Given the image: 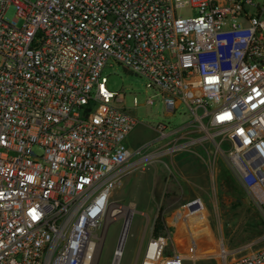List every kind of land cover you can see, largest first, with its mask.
<instances>
[{
	"label": "built area",
	"instance_id": "built-area-1",
	"mask_svg": "<svg viewBox=\"0 0 264 264\" xmlns=\"http://www.w3.org/2000/svg\"><path fill=\"white\" fill-rule=\"evenodd\" d=\"M110 62L146 80L147 106L160 98L171 116L183 104L193 120L169 133L158 123L156 150L128 148L136 120L106 87ZM208 145L263 210L264 0H0V264H89L135 166ZM251 245L220 247L218 264H264ZM210 257L151 231L134 264Z\"/></svg>",
	"mask_w": 264,
	"mask_h": 264
},
{
	"label": "rangeland",
	"instance_id": "rangeland-1",
	"mask_svg": "<svg viewBox=\"0 0 264 264\" xmlns=\"http://www.w3.org/2000/svg\"><path fill=\"white\" fill-rule=\"evenodd\" d=\"M14 15V8L9 7L4 15L5 21L11 22ZM20 25L21 22H18L17 26ZM109 64L102 72V76L108 80L106 87L111 92L125 95L124 109L136 120L125 141L128 148L136 150L153 143L151 149L156 150L164 143L158 140L154 131L158 123L166 125V132L169 133L193 120L183 104L171 116L166 115L160 98H153V105L147 106L146 101L155 93L147 88L146 80L136 74H127L118 64ZM134 97L138 101L136 108L132 102ZM34 151L40 154L38 149ZM194 152L206 160L208 173L202 189H198L197 198L191 199L193 195L186 181L188 175L184 162L178 168L171 162L191 155L187 153L136 165L122 185L114 190L110 199L111 207L132 206L118 264H134L137 259L140 260L159 211L176 250L183 252L193 246L200 256L211 254L209 259L195 263L189 261L187 264H218L220 247L233 251L249 244L254 248L264 245V209L260 210L252 203L222 158L218 156L213 160L212 145H208L206 151L197 147ZM135 160L137 158L132 161ZM193 200H199L204 209L195 203L177 219V211ZM201 227L205 228V234H201ZM122 228L123 219L118 216L107 218L102 227L96 230L100 248L94 264H112ZM102 237H105L104 242ZM178 238L183 240L178 242ZM208 247L210 250L205 251Z\"/></svg>",
	"mask_w": 264,
	"mask_h": 264
},
{
	"label": "crops",
	"instance_id": "crops-1",
	"mask_svg": "<svg viewBox=\"0 0 264 264\" xmlns=\"http://www.w3.org/2000/svg\"><path fill=\"white\" fill-rule=\"evenodd\" d=\"M171 162L177 168L179 167L180 163L184 162L188 175L187 176L188 179L186 181L188 183L189 189L191 190V194L193 195L192 196L193 198L191 199L197 198L198 189H202V186L205 183L208 174L207 168L205 166L206 160L198 155H190L184 159L180 157L178 159H173L171 160ZM184 236L185 233H183V237Z\"/></svg>",
	"mask_w": 264,
	"mask_h": 264
},
{
	"label": "bare ground",
	"instance_id": "bare-ground-1",
	"mask_svg": "<svg viewBox=\"0 0 264 264\" xmlns=\"http://www.w3.org/2000/svg\"><path fill=\"white\" fill-rule=\"evenodd\" d=\"M131 208L132 206H130L129 208H124L122 207L121 210L119 209V206H116V207H111V204L108 206V209H107V214H106V217H105V221L107 218H112L114 216H127L130 212H131ZM129 221H130V217L128 218V220L124 223L125 224V230L123 231V234H122V238L121 240L124 242L125 240V237H126V232H127V229L129 227ZM201 234H205L206 231H205V228L201 227V230H200ZM183 239L182 238H178V242H181ZM100 242H97V244H95L94 246V249H93V253L91 255V258H90V261H89V264H94V261L96 260V256L98 254V249L100 248ZM222 256L225 255V252L222 251ZM119 259L120 258H116L114 260V263L113 264H118L119 262Z\"/></svg>",
	"mask_w": 264,
	"mask_h": 264
},
{
	"label": "trees",
	"instance_id": "trees-1",
	"mask_svg": "<svg viewBox=\"0 0 264 264\" xmlns=\"http://www.w3.org/2000/svg\"><path fill=\"white\" fill-rule=\"evenodd\" d=\"M165 230H166V224L159 211L152 226V236L155 237Z\"/></svg>",
	"mask_w": 264,
	"mask_h": 264
},
{
	"label": "water",
	"instance_id": "water-1",
	"mask_svg": "<svg viewBox=\"0 0 264 264\" xmlns=\"http://www.w3.org/2000/svg\"><path fill=\"white\" fill-rule=\"evenodd\" d=\"M123 71L126 72L127 74H131L129 71L123 68Z\"/></svg>",
	"mask_w": 264,
	"mask_h": 264
}]
</instances>
